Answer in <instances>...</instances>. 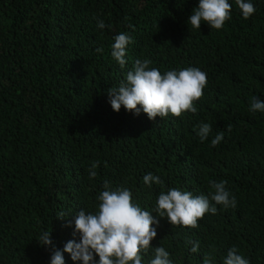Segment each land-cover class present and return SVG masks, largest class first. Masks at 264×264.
I'll list each match as a JSON object with an SVG mask.
<instances>
[{
  "label": "trees",
  "instance_id": "obj_1",
  "mask_svg": "<svg viewBox=\"0 0 264 264\" xmlns=\"http://www.w3.org/2000/svg\"><path fill=\"white\" fill-rule=\"evenodd\" d=\"M251 2L249 19L229 0L222 29L202 22L196 30L187 20L199 0H0V264H50L54 249L79 242L74 215L97 211L105 181L154 211L162 190L207 196L209 182L220 180L235 208L216 205L195 229L153 212L151 246L164 247L172 264H202L205 255L223 264L232 247L264 264V112L249 111L253 97L264 101V0ZM99 21L110 27L98 29ZM121 32L134 41L124 67L110 54ZM145 58L162 74L207 73L195 114L150 121L143 112L112 110L108 90ZM201 123L213 129L203 143ZM95 161L97 176L89 179ZM147 173L164 188L146 186ZM61 212L65 219H57ZM50 230L52 244L40 245ZM188 241H199L196 253ZM152 257L153 249L142 254L144 264ZM64 264H73L67 253Z\"/></svg>",
  "mask_w": 264,
  "mask_h": 264
},
{
  "label": "clouds",
  "instance_id": "obj_2",
  "mask_svg": "<svg viewBox=\"0 0 264 264\" xmlns=\"http://www.w3.org/2000/svg\"><path fill=\"white\" fill-rule=\"evenodd\" d=\"M244 20L249 19L256 11L251 0H235ZM232 5L229 0H199L198 6L192 10L187 20L192 29L199 30L201 23H206L210 29L220 30L226 21L231 19ZM110 27L103 21L97 23L98 29ZM128 27H132L128 25ZM111 45V57L121 67L127 63V46L133 43V38L126 32L117 34ZM102 52V48L95 49ZM152 61L145 58L136 59L133 69L128 71L124 81L118 88L108 90L109 103L114 112L121 107L126 112L139 116L143 112L150 121L157 117L165 118L169 115L180 117L184 113L195 114L197 108L194 102L203 96L207 85V73L199 68L187 67L179 70H169L163 74L158 68L150 67ZM249 111L252 113L264 112V101L253 97L250 101ZM196 135L203 143L212 132V126L201 123ZM231 130L229 125L228 131ZM224 138V132H218L211 139V146L216 147ZM99 161L91 163L88 169L89 179L97 176ZM143 183L151 187L159 185L164 188L161 177L147 173ZM212 191L209 195H193L190 191L178 188H169L161 191L157 197L154 211L143 209L139 203L132 199L131 191L126 187L113 189L105 181L104 190L97 195V211L88 213L81 209L74 215L73 236L79 235V242L69 240L62 250H53L50 264H64V253H67L73 264H144L142 254L153 249V257L147 264H172L169 252L162 246L152 247L151 241L157 236L158 224L156 217L167 218L171 226L195 229L198 221L205 214L217 213L216 205L225 209L235 208L237 201L234 195L227 190L226 180L210 181ZM65 219L64 213L59 218ZM71 226V225H68ZM51 230L43 231L38 243L42 246L52 244ZM191 244L190 252L196 253L199 241H188ZM98 257V260L96 259ZM202 264H214L210 255H205ZM223 264H250L249 260L235 247L227 251Z\"/></svg>",
  "mask_w": 264,
  "mask_h": 264
}]
</instances>
